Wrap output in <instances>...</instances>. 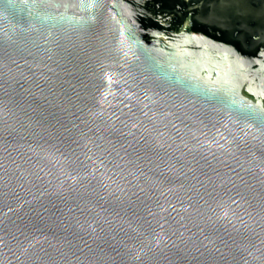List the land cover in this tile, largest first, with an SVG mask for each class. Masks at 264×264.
Listing matches in <instances>:
<instances>
[{
  "label": "water",
  "instance_id": "water-1",
  "mask_svg": "<svg viewBox=\"0 0 264 264\" xmlns=\"http://www.w3.org/2000/svg\"><path fill=\"white\" fill-rule=\"evenodd\" d=\"M0 264H264V0H0Z\"/></svg>",
  "mask_w": 264,
  "mask_h": 264
}]
</instances>
